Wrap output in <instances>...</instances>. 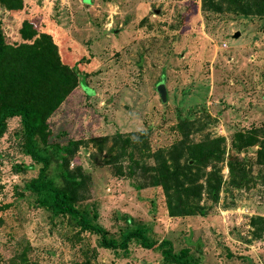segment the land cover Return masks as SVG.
<instances>
[{
	"label": "rangeland",
	"instance_id": "1",
	"mask_svg": "<svg viewBox=\"0 0 264 264\" xmlns=\"http://www.w3.org/2000/svg\"><path fill=\"white\" fill-rule=\"evenodd\" d=\"M0 19L10 43L21 40L23 19L49 33L84 80L48 122L52 140L81 141L69 167L80 164L89 175L83 204L93 223L116 240L143 226L150 240L188 248L198 264L261 262L264 234L254 238L249 220L264 216V184L228 191L224 159L218 201L202 193L207 213L170 216L162 188L137 189L119 174L126 160L110 147L115 134L143 132L140 156L150 164L151 153L180 139L183 120H207L196 139L224 136L226 150L235 132L264 129V16L204 12L201 0H23L18 10L0 4ZM161 81L165 102L156 91ZM256 148L243 151L250 162ZM38 167L24 151L19 118L9 119L0 137V205H8L0 210V264H166L136 239L125 250L103 248L100 234L37 207L23 187Z\"/></svg>",
	"mask_w": 264,
	"mask_h": 264
},
{
	"label": "trees",
	"instance_id": "2",
	"mask_svg": "<svg viewBox=\"0 0 264 264\" xmlns=\"http://www.w3.org/2000/svg\"><path fill=\"white\" fill-rule=\"evenodd\" d=\"M0 4L10 10L23 8V0H0ZM201 9L204 12L264 16V0H201ZM18 33L21 40L10 43L0 19V137L7 129L8 120L18 117L24 151L39 164L34 176L23 187L33 195L35 205L54 216L66 218L81 231L100 234L103 248L125 250L130 240L136 239L143 248L159 251L166 264H198L189 255L188 248L175 251L169 239L150 240L143 226H132L116 240L108 236L106 229L93 223L95 215L83 204L89 196V175L80 164L69 167L81 141L68 139L62 143L52 140L48 122L68 93L79 83L84 86V80L75 67L62 61L49 33L38 32L26 19L21 21ZM206 127L207 120L178 122L176 129L180 139L167 149L151 153L150 164L140 156L143 141L146 142L143 132L136 137L113 135L110 150L117 149L116 157L126 160V170L117 167L119 174L133 179L137 189L160 186L170 216L207 213L210 206L200 202L202 193L211 201H218L223 176L217 164L224 159L228 169V191L248 189L254 181L264 184V129L235 132L226 150L224 136L205 133L196 139ZM251 146H257L253 162L243 154ZM52 164L55 174H49ZM254 166H258L256 175L253 174ZM15 167L19 170L21 166ZM7 206L0 205V210ZM249 222L253 237L261 238L264 216H251ZM249 264H264V254L260 263Z\"/></svg>",
	"mask_w": 264,
	"mask_h": 264
},
{
	"label": "water",
	"instance_id": "3",
	"mask_svg": "<svg viewBox=\"0 0 264 264\" xmlns=\"http://www.w3.org/2000/svg\"><path fill=\"white\" fill-rule=\"evenodd\" d=\"M84 1H88V0H84ZM240 35V33L237 31L235 32L232 37L233 38H237L238 36ZM156 91L158 92L160 98H161V101L162 102H165L166 101V88L164 87V84L163 82H158L156 84Z\"/></svg>",
	"mask_w": 264,
	"mask_h": 264
}]
</instances>
